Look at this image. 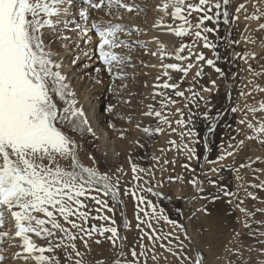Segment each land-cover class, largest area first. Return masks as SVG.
Wrapping results in <instances>:
<instances>
[{"label": "snow or ice", "instance_id": "6c2138e0", "mask_svg": "<svg viewBox=\"0 0 264 264\" xmlns=\"http://www.w3.org/2000/svg\"><path fill=\"white\" fill-rule=\"evenodd\" d=\"M260 2L264 3V0ZM246 4L247 0L234 6L235 14L233 15L230 11L233 9L232 0H198L195 3L191 0H162L157 7V11L161 14L160 19L153 27L166 29L177 38L194 35L196 40L204 41L203 48L215 49L216 45L210 43L206 35L214 29L205 26L206 21L217 24L222 17L223 23L229 25L239 21L243 12L244 19L257 21V31L264 33V19H262L264 11L257 8V14L249 16L246 14ZM253 7L256 5L254 4ZM93 10L97 14L104 12L106 16H112L115 10L116 18L119 19V10L132 13L142 9L126 3L125 0H0V228H3L6 218L14 222V232L0 231V264H13L21 260L24 264H28L29 261L33 264H140L141 257L145 258L146 264L147 252L153 249L146 248L143 241L146 237L154 246L156 241L161 239L152 223L159 220L171 223L184 233V240L190 241L184 226L168 220L163 215V210L158 209V206L143 194L162 197V193L154 190L162 185H151L149 181H144L142 184L136 183L131 189L126 187L123 190V195L131 196L136 203V227L141 233L140 250L138 252L135 247H131L129 249L131 259H129L125 252L127 237L120 234L114 219L104 215V210L114 212L115 209L109 207L107 200L102 198L110 196L113 203H122L121 179L116 173H122L123 169L117 168L115 172H103L91 153H85L91 162L90 165L81 161L80 156L83 152L81 141L88 137L95 139L99 137L64 72V62L68 58L64 53L72 52L70 63L76 66L81 56L91 58L89 47L82 50L81 45L91 46L93 38L96 37L98 43L95 44L94 51L98 54L103 68H96L95 71L97 73L106 71L113 82L124 81L128 79L125 69L134 66L131 55L132 44L120 39L118 34L130 35L139 32L136 27H133L130 32L122 24L92 19ZM193 13L202 14L198 15L195 24L189 19ZM169 15L173 22L178 20L181 23L176 27L166 24L164 18ZM245 40L247 43H256L251 36L246 37ZM260 40V46L264 47V36H261ZM156 43L159 45L161 60L167 56L180 63L162 64L163 75L167 77V80L153 85V88L171 90L176 97L184 98L187 101L184 104L185 108H188L191 103L198 109L201 105L197 97L205 106L208 105L209 101L193 88L183 91L177 89L195 63L204 61L208 66L214 67V61L206 60L203 52H193V45L180 43L179 47H174V51L168 52L163 43L159 40H156ZM231 43L238 44L239 41H231ZM140 47L146 48V45L140 44ZM118 48L128 49V52L119 54L113 51ZM185 51L188 52L187 55L182 54ZM151 55L156 56L157 52H152ZM213 55L218 54L214 52ZM233 58L242 60L248 65L247 71L250 75L260 78V82L254 79L248 80L252 88L248 92L241 90L240 96H252L253 93L264 94V71L257 73L249 63V59L257 60L256 54L254 52L234 53ZM260 59L264 60V57ZM185 61L187 64L183 63ZM261 67L264 68V64ZM169 69L183 73L180 83H169L172 80ZM215 71L221 76L224 75L218 67H215ZM202 75V69L195 72V77ZM157 79L159 80V77ZM94 82L100 84L102 80L97 77ZM211 83L213 88L218 87L215 80ZM126 87V84H121L119 88L112 87L110 91L113 95L121 97L124 104H130V100L123 99V89ZM185 91L191 95L186 96ZM210 91L208 87L203 88V92ZM157 96L160 97L158 102L160 108L155 109L153 104H148V111L143 113L145 116L154 117L157 126L154 129L141 128L139 124L136 126L149 136L164 132L165 125L175 132L168 119L170 113H166L165 109L174 106L177 101L173 100L167 91H154L152 99L155 100ZM115 108L116 105L110 104L106 109L113 118L118 116ZM230 111L244 113L237 124L246 125L247 129L255 135H246L238 142H235L238 136L231 137L232 142L213 163L233 157L236 150L244 146L246 139H257L259 143L264 144V139H261L264 137V116L259 119L256 117V113H264V103H260L258 107L247 103L243 108L233 106ZM176 112L181 118L175 123L180 127L191 124L193 116L197 114L205 119L208 118L207 112L192 113L186 121L181 109H176ZM249 113L252 114L251 120ZM214 129L215 124L209 128V132ZM196 135L194 131L180 133L182 150L189 154L190 160L197 159L196 149L183 141L185 136L191 141ZM125 138V133L121 132L120 139ZM134 142L139 144L138 140ZM169 144L176 147L175 141H169ZM161 151L164 150L161 149ZM154 159L159 163V158L154 157ZM258 161L259 158L251 163L255 164ZM169 163L167 159L163 161V165ZM172 163L174 164L175 161ZM182 167L189 169L188 164ZM240 167H251V164H241ZM191 171L195 170L191 169ZM253 171L264 173L262 168H256ZM148 172L151 170H145L133 164L132 180L141 181L143 177L140 173ZM210 172L217 173L218 169L213 167ZM201 175L208 174L202 172ZM152 178L155 179L154 174ZM255 178L259 179V177ZM168 179L172 181L174 178L169 176ZM187 182L193 186L197 194L204 192V181L198 182L194 176ZM207 182L213 186L216 184L212 180ZM248 187L264 188V181L248 185ZM222 191L225 196L234 195L226 190L222 189ZM246 195L253 200L258 199L251 192L246 191ZM196 198L197 196H193V200ZM216 198L218 197H213V199ZM239 204H243V201ZM92 205L98 206L95 208L96 215L91 214ZM239 210L248 218L245 220L244 227L249 228V219L254 216V212L244 207H239ZM256 211L264 212V208H258ZM141 212L143 217L139 215ZM90 220H99L102 223L99 226L96 224L89 226ZM260 223L264 225V221ZM124 228H130L127 220L124 221ZM145 228L150 229L151 232L145 231ZM252 235L255 236L256 233L253 232ZM259 235L264 238V231H261ZM33 236L45 240L47 246H39ZM94 236L102 237L110 242L115 258L101 257L94 262L85 259V255L91 252L90 241ZM170 236L172 233H167L164 238L167 239ZM78 240L82 241L87 252L80 251ZM173 240L178 242L179 252L174 251L172 247H167L165 250L176 257L180 264H184V261H189L191 264L190 256L184 252L183 240L179 236H172L169 245ZM94 243L99 245L101 240L97 238ZM261 243H264V240H261ZM5 244L7 248L4 247ZM160 247L165 248V245L161 243ZM13 248L19 250L12 252L11 256L7 255V252ZM222 251L223 256L221 253H216L217 264H256L252 256L253 249L250 244L245 243L243 233H234L229 237ZM261 251L264 252V249ZM151 259L156 261L158 256L153 254ZM196 264H205V257L200 252L196 253Z\"/></svg>", "mask_w": 264, "mask_h": 264}, {"label": "rangeland", "instance_id": "374dc122", "mask_svg": "<svg viewBox=\"0 0 264 264\" xmlns=\"http://www.w3.org/2000/svg\"><path fill=\"white\" fill-rule=\"evenodd\" d=\"M125 2L131 3L134 7L142 10L132 13L119 10V19H116L115 10H113L114 14L112 16H106L104 12L97 14L93 10L92 19L99 16L101 18L111 19L112 21L114 20V23L122 24L130 32L133 27L139 29L138 33H131L130 35L124 33L118 34L120 39L132 44L131 55L134 66L125 69L128 77L127 80L113 82L106 71L97 73L95 71L96 68H103V65L99 67L101 63H98L97 67L94 66L85 69L88 66L87 63H90L93 59L91 60L81 56L77 65L72 66L70 63L71 53L64 62V68L65 66L68 68L67 75L74 72L72 77H70L69 83L77 93V99L80 104L85 96L86 99L91 101V104L97 101L95 99L96 97L94 98L92 93H90L95 86L99 85L94 82L97 77L102 80V83L107 85L108 91L114 97L110 101L106 100L104 103H101L98 109L102 113L111 114L106 111L107 107L110 104L116 105L115 111L118 116L113 118L112 114L107 115L109 121L104 124L106 127L114 125V127H109L108 131L111 138L113 137L112 139L118 141V155L113 157L100 153L99 139L88 137L81 141L83 144V152L80 158L83 163L90 165L91 162L87 159L85 153H91L98 161V166L101 171L115 172L117 168L123 169L122 173H116L121 179L120 199L122 203H113L110 196L102 197L107 200L109 207L115 209L114 212L104 210V215H108L114 219L120 234L127 237L125 252L128 254V258L131 259L129 249L135 247L139 252L141 233L136 227V203L131 196H124L123 190L126 187L131 189L134 184H142L144 181H149L151 185L160 184L162 186L156 187L154 190L162 193V197L152 196L148 193L143 194L156 204L158 209L163 210V215L168 220L182 224L187 231V235H190H188L190 241L184 240V233L176 229L171 223H167L165 220H159L158 222L152 221L161 239L156 241L153 246L145 237L143 243L146 245V248L153 249L147 252L146 264H180V261L176 257L165 250L167 247H172L174 251L179 252L178 242L173 240L172 244L169 245V240L172 239V236H179L183 240L184 252L190 256L191 264H196L197 252L203 254L205 264H217L216 253H221L223 256V245L234 233H243L245 243L250 244L253 249L252 256L256 264H264V258H262L264 257V252L261 251V249H264V243H261V240H264V238L259 235L261 231H264V225L260 223L264 221V212L256 211L258 208H264V188L248 187V185L259 184L261 181H264L262 177L263 173H254L253 171L256 168L263 169L264 144L259 143L257 139H246L244 146L236 150V154L233 157H228L223 161L213 163V161L218 160L223 151L227 149V145L232 142L231 137L238 136L237 141H235L238 142L239 139H244L246 135H255L251 130L247 129L246 125L237 124V121L243 117L244 113H232L230 108L233 106L243 108L246 103L258 107L260 103H264V94L262 93H253L252 96H240L241 90L248 92L252 88V85L248 84V80L254 79L260 82V78L259 76L253 77L250 75L247 71L248 65L239 58L234 59L233 54L254 52L257 60L249 59V63L257 73L262 72L261 65L264 64V60L260 58L264 57V47L260 46V37L264 36V33L257 31V21L245 20V13L243 12L240 15L239 21L230 23L229 25L223 23L222 17L217 24L206 21L205 26L214 29L213 32L206 34L208 41L215 44L216 48L205 49L203 48L204 41L196 40L194 35L177 38L166 29L153 27L156 21L160 19L161 14L157 11V7L162 3V0H125ZM191 2L195 3L198 0H191ZM240 2H245V0H232L233 9L230 10L231 14H235L234 6ZM254 4L256 7H253ZM246 6V14L249 16L257 14V8L264 11V3H261L260 0H247ZM169 12H171V9H169ZM198 15L202 14L193 13L189 18L193 24L197 22ZM164 22L166 24H172L173 27L181 23L178 20L173 22L170 15L164 18ZM248 36L255 39L256 43H247L245 38ZM156 40L163 43L168 52L174 51V47H179L180 43L193 45V52H203L206 60L212 59L214 61V67H210L204 61L195 63V57L193 56L195 66L190 70L187 77L183 78V83H180L183 73L175 72L171 69L168 70L172 76V80L169 83H180V87L177 90L183 91L188 88H193L209 101L208 105L205 106L203 102L199 101V97H197V101L201 105L198 109L193 107L191 103H189L188 108H185L184 104L187 101L184 98L176 97L171 90L153 88V85L163 83L167 80V77L163 75L164 69L162 64L180 63L175 59H169L167 56L161 60L160 49ZM231 41H239V43L232 44ZM140 44H145L146 48H141ZM113 51L123 54L127 53L128 49L118 48ZM152 52H157V55H151ZM214 52L218 55H213ZM182 54L187 55L188 52L185 51ZM183 63L187 64V61ZM215 67L220 68L224 75L221 76L217 73ZM201 69L203 75L201 77H195V72ZM158 77L159 80L157 79ZM212 80L216 81L217 88H213ZM121 84L127 85L123 89V99L130 100V104H124L121 97L113 95V92L110 91L112 87L119 88ZM133 85L135 87L137 86L136 89ZM204 87L210 88L211 91L203 92ZM154 91H167L168 95L177 101L174 106L165 109L166 113H170L168 119L171 122V128H174L175 132H172L166 125L164 126L165 131L159 135L153 134L149 136L137 129V124L141 128L150 127L154 129L157 126L154 117L143 115L144 112L148 111V104H153L155 109L160 108L158 103L160 97L157 96L155 100L152 99ZM185 95L190 96L191 93L185 91ZM178 108L184 113V119L186 121L192 113L207 112L208 118L205 119L202 115L197 114L193 116L191 124L180 127L175 123L176 120L181 118L176 112ZM261 116H264V113H256L257 119ZM249 119H252L251 113H249ZM129 120L131 121L130 123ZM213 124H215L214 131L209 132V128ZM188 131H194L197 135L191 141L185 136L183 143H188L189 146L196 149L197 159L190 160L188 158L189 154L182 150L180 133ZM207 131L208 133L205 137ZM121 132L125 133V139H120ZM205 139L208 146L207 153ZM261 139H264V137H261ZM137 140L139 144L134 142ZM169 141H175L176 147H172ZM192 141L195 142L193 143ZM161 149L164 151L162 152ZM205 155H207L206 159H204ZM154 157L159 158V163H157ZM257 158H259V161L252 164L251 162ZM165 159L170 162L168 165H163ZM172 161H175V163L173 164ZM133 164L139 168L151 170V172L147 174L140 173L143 180L138 182L133 181ZM184 164H188L189 169L182 167ZM241 164H251V167L241 168ZM213 167L218 169L217 173L210 172V169ZM191 169L195 171L193 172ZM202 172L208 175H201ZM153 174L155 179L152 178ZM169 176L174 179L169 181ZM194 176L198 182L204 181L203 193L197 194L193 186L187 182ZM255 177H259V179ZM208 180L215 181V186L209 184L207 182ZM222 189L234 195L225 196ZM246 191L251 192L258 199H251L246 195ZM193 196H197V198L193 200ZM213 197L218 198L213 199ZM240 201H243V204H239ZM238 204L239 207H244L254 212V216L249 219V228L244 227L245 220L248 218L240 212L237 206ZM96 207L98 206L92 205V215H96ZM197 209H201V211H197ZM139 215L143 217L142 212ZM125 220L130 223L129 229L124 228ZM101 223L99 220H90L89 226L92 224L99 226ZM103 223L107 224V222ZM141 227H144V225H141ZM4 230L14 232V222L10 218H6L3 228H0V231ZM145 231L151 232L147 228H145ZM253 232L256 233L255 236L252 235ZM167 233H172V236L165 239L164 236ZM97 238L101 240L99 245L94 243V240ZM33 239L39 246H47L45 240L34 236ZM161 243L165 245V248L160 247ZM77 244L80 251L87 252L83 247L82 241L78 240ZM90 245L91 252L85 255V259L94 262L101 257L108 259L115 258L110 242L104 238L94 236L92 241H90ZM4 247L7 248V244ZM17 250L19 249L13 248L7 252V255L11 256V253ZM153 254L158 256V260L153 261L151 259ZM46 255L50 254L46 253ZM13 264H24V261H15ZM28 264H33V262L29 261ZM140 264H145L144 257L140 258ZM184 264H190V262L184 261Z\"/></svg>", "mask_w": 264, "mask_h": 264}, {"label": "bare ground", "instance_id": "6f19581e", "mask_svg": "<svg viewBox=\"0 0 264 264\" xmlns=\"http://www.w3.org/2000/svg\"><path fill=\"white\" fill-rule=\"evenodd\" d=\"M128 17V16H127ZM97 20H105V21H110L113 24L114 20L112 21L111 19H107L104 17H99L97 16V18H95ZM117 19V18H116ZM144 37V36H143ZM165 37V36H164ZM165 41V40H164ZM166 42V41H165ZM98 43V38L96 39L95 37L93 38V44L91 46H85V45H81V49L83 50L85 47H89V56L91 57L90 59L93 61H91L90 63H87V67L85 69H89L90 67H97V64L100 63L99 62V58H98V54L94 51V47L95 44ZM74 51V50H73ZM72 52H65L64 55L66 57H68V55H70ZM83 57V56H82ZM84 58V57H83ZM88 58V57H85ZM67 59V58H66ZM89 59V58H88ZM102 64L99 65V67H101ZM66 66L64 68V72H67ZM261 70L264 71V68H262ZM67 74V73H66ZM74 74V72H72L71 74L67 75L68 76V80H70L72 77V75ZM70 82V81H69ZM133 84V83H132ZM131 84V85H132ZM137 84V83H136ZM134 86V85H133ZM132 86V87H133ZM135 87V86H134ZM137 87V86H136ZM135 87V89H136ZM132 89V88H131ZM128 90V89H127ZM212 90H216V89H212ZM126 91V90H125ZM129 91V90H128ZM135 91V90H134ZM132 92V91H131ZM93 97L97 100L94 104H91V101L89 99L85 98L81 101V104L84 108L85 111L88 115V118L91 122V125L93 127V129L97 132L98 135V139L100 142L99 145V152L102 154L107 153L108 156H116L117 155V148H118V141L115 139H112L111 136L109 135V131L108 128L106 127V125L104 124L105 122L109 121L108 120V116L107 115H111V114H105L99 111L98 107L101 103H104L106 100L110 101L111 99H113L114 97L111 96L110 92L107 89V85H105V83H100L98 86H95L91 92ZM129 93V92H128ZM135 93V92H134ZM131 95V94H130ZM106 155V156H107ZM262 167L264 169V163L262 164ZM262 177L264 179V173L262 174ZM264 205V204H263ZM189 235V234H188ZM190 236V235H189ZM196 252V251H195ZM29 263V262H28Z\"/></svg>", "mask_w": 264, "mask_h": 264}, {"label": "water", "instance_id": "95a60500", "mask_svg": "<svg viewBox=\"0 0 264 264\" xmlns=\"http://www.w3.org/2000/svg\"><path fill=\"white\" fill-rule=\"evenodd\" d=\"M207 133H208V131L205 133V137H206V135H207ZM205 148H206V153H207V151H208V146H207V141H206V139H205ZM206 156L207 155H205V158L204 159H206Z\"/></svg>", "mask_w": 264, "mask_h": 264}]
</instances>
